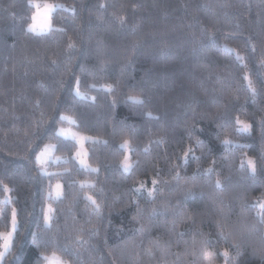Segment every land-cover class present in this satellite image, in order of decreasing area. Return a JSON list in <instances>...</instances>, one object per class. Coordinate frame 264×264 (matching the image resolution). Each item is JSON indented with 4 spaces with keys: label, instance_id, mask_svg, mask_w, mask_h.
<instances>
[{
    "label": "trees",
    "instance_id": "16d2710c",
    "mask_svg": "<svg viewBox=\"0 0 264 264\" xmlns=\"http://www.w3.org/2000/svg\"><path fill=\"white\" fill-rule=\"evenodd\" d=\"M261 205L264 0H0L1 264H264Z\"/></svg>",
    "mask_w": 264,
    "mask_h": 264
},
{
    "label": "rangeland",
    "instance_id": "374dc122",
    "mask_svg": "<svg viewBox=\"0 0 264 264\" xmlns=\"http://www.w3.org/2000/svg\"><path fill=\"white\" fill-rule=\"evenodd\" d=\"M45 3H49V4H58L57 2H50V1H32V6H33V12L30 16V21L27 25V29L29 30V25L35 23L36 24V28L35 30H30L34 33H44L47 32L50 28H51V23H50V16L45 19V17L43 15L37 16L36 21L34 22L32 17L35 13H37L38 9L39 11L42 13L43 12V8ZM51 15V14H50ZM45 23H50V27L41 29L39 26L41 24H45ZM75 91L78 92V89L75 88ZM62 119L71 122L70 117L66 116V115H62L61 116ZM56 133L60 136L66 137V138H70L73 139L76 143H77V150L76 152L73 154V156L75 157L77 163L82 166V167H88V163H87V159H86V147H85V141L87 139H92V137L87 136L85 134L79 133L77 132L73 127L70 126V124H65V125H60L57 129H56ZM122 145L125 148V152L124 155L122 157L121 160V167L124 171H128L131 167L132 164V160L129 156V151L128 148L126 147L127 144H125V142L122 143ZM40 157V159L38 160L37 158ZM127 157V161H125V158ZM60 157L55 156L53 154V144H45L42 146V148L36 153L35 155V160L37 163V168L41 173H46V167L49 164L50 161H57L59 160ZM249 161L247 159V163L249 165V168L252 169V167L249 164ZM125 163H127L128 167H125ZM61 194V183L60 182H55L52 185V189H51V194H48V196H51L53 198L58 197ZM9 193L8 191H6L5 196L3 197V201H8L9 200ZM49 208H45V212H44V223H48L49 221ZM13 213L14 211L12 210L11 213V217H10V221H9V227L8 229H5L3 231H0V239H1V243H0V253H3V255H0V264L1 261L3 259V256L5 255V253L8 251V249L10 248V244H11V239L13 237L14 234V230L16 227V218H13ZM47 214L48 219L45 220V215ZM13 219L15 220V222H13ZM10 234V235H9ZM5 245H7V247H5ZM42 264H70L67 260L62 259L59 255L55 254V253H50V254H46L43 256V261Z\"/></svg>",
    "mask_w": 264,
    "mask_h": 264
},
{
    "label": "snow or ice",
    "instance_id": "6c2138e0",
    "mask_svg": "<svg viewBox=\"0 0 264 264\" xmlns=\"http://www.w3.org/2000/svg\"><path fill=\"white\" fill-rule=\"evenodd\" d=\"M57 7H63V5H58V4H49V3H45L44 5V8H43V12L41 13L38 9L37 13H35L32 17L33 21L35 22L36 19H37V16H40V15H43L45 17V19H47L50 14L52 13V11L55 10V8ZM103 7V5H102ZM41 29H44V28H47V27H50V23H45V24H41L39 26ZM36 28V24L33 23L31 25H29V30H35ZM237 124H241L243 126V129H247L248 128V125L247 124H244L242 121H239L237 120ZM240 129H237V131H239ZM224 143H231V141H228V140H225ZM125 144H127V141H125ZM191 150L189 149V152ZM187 155V153H186ZM38 160L40 159V157L37 158ZM125 161H127V157L125 158ZM249 164L250 166L252 167V170L255 171V165H254V162L253 161H249ZM125 167H128L127 163H125L124 165ZM156 181H153V184H155ZM220 181L218 180L217 181V184H219ZM6 187V186H5ZM88 199H92L91 197H88ZM94 203V201H93ZM261 207H264V205H261ZM15 217V212L13 213V218ZM48 217H47V214L45 215V220H47ZM13 222H15V220L13 219ZM10 235V234H9ZM5 247H7V245H5ZM0 255H3V253H0ZM225 255H227V253H225ZM205 259L209 260V264H211V261H210V257L209 256H206Z\"/></svg>",
    "mask_w": 264,
    "mask_h": 264
}]
</instances>
